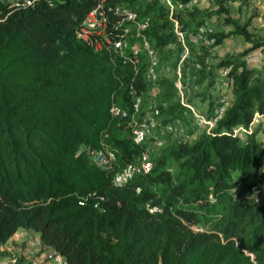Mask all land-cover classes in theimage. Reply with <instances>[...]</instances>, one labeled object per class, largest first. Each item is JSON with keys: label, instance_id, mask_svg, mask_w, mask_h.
Here are the masks:
<instances>
[{"label": "trees", "instance_id": "16d2710c", "mask_svg": "<svg viewBox=\"0 0 264 264\" xmlns=\"http://www.w3.org/2000/svg\"><path fill=\"white\" fill-rule=\"evenodd\" d=\"M97 1L0 7V248L29 230L67 264H264V203L251 201L264 183V66L246 59L264 52V39L228 17L225 5L236 0H205L252 45L216 65L200 61L194 83L205 85L210 110L224 68L230 104L210 132L157 148L151 171L118 187L114 173L151 140L134 144L130 117H112L110 108L129 110L130 87L146 92L148 85L143 64L134 75L119 57L76 38ZM104 7L110 22L120 19L118 7L150 16L146 34L156 49L178 45L162 0H104ZM198 12L187 23L181 14L173 19L186 31ZM213 36L219 45L227 35ZM158 85L160 125L178 119L193 134L173 81ZM238 127L245 132L234 136ZM102 146L114 155L113 171L92 164L89 151Z\"/></svg>", "mask_w": 264, "mask_h": 264}, {"label": "built area", "instance_id": "2783aa9c", "mask_svg": "<svg viewBox=\"0 0 264 264\" xmlns=\"http://www.w3.org/2000/svg\"><path fill=\"white\" fill-rule=\"evenodd\" d=\"M38 3H44L51 7L54 0H0V7L13 10L32 7ZM162 4L168 12L169 19L173 21L176 44L180 47L178 60L172 69L162 65L158 56L159 50L153 46L146 34V31L150 28V16H141L132 10L118 7L114 10V13L120 14V19L110 22L104 7V0H98L87 13L81 26L76 31V38L91 47L94 52L104 50L114 57H119L123 64L131 67L134 75L138 73L139 66L143 64L145 66L143 78L149 87L156 85L161 78H166L171 74L174 77L173 83L179 102L190 112L192 124H204L208 126L205 132H210L228 108L229 99L222 93L217 94L216 102L208 118L197 112L198 108L194 104L192 105L186 101L187 99H184L181 79L187 71L185 67L190 58V50L186 44V32L181 30L178 22L174 21L173 17L177 8L186 6L179 2L176 3L175 0H162ZM211 35H213V31L207 21H203L195 29V39L201 43H204L205 39ZM172 46L168 45L167 48H172ZM227 72V68L221 69L219 75L220 80L225 83V88L231 83L227 77ZM130 95L132 104L129 110L113 104L110 108V114L115 118L130 117L128 125L130 140L136 145L151 140V145L144 149L134 163L127 164L114 173L112 183L118 187L128 183L135 175L147 174L151 171L153 167L150 157L152 147L160 148L169 139L182 142H186L188 139L186 127L181 120L175 119L165 126H161L158 121L159 109L157 105L152 104L151 109L145 111L142 109L143 102L146 99L144 92H136L134 87L131 86ZM257 119L258 116L255 117L253 122H257ZM244 132L243 128L238 127L233 130V135L236 136ZM89 152L92 164L96 168L105 172L113 171L115 158L110 150L102 146L99 150H90ZM254 194L264 195V183L254 189ZM14 236L16 238L12 241L15 245L14 252L1 253L0 264H67L61 254L44 246L36 233L21 230ZM3 250L9 251L6 246Z\"/></svg>", "mask_w": 264, "mask_h": 264}, {"label": "rangeland", "instance_id": "374dc122", "mask_svg": "<svg viewBox=\"0 0 264 264\" xmlns=\"http://www.w3.org/2000/svg\"><path fill=\"white\" fill-rule=\"evenodd\" d=\"M175 2L178 3L179 1L175 0ZM185 6L186 7L177 8L175 12L176 14L182 15L184 23H187L188 21L187 14L189 12H193V10L195 9L199 12L195 14L197 17L196 20L193 23H190L187 26V30L185 31L186 44L188 45L190 50V58L188 64L185 67V70L187 71L181 79V82L183 84L184 99H187L186 101L188 103L192 105L194 104L198 108L197 112L204 114V116L208 118L211 114L210 105L208 102V98L203 96L206 94V87L205 85L198 86L194 83L196 81V77H198V70L202 68V66L200 65V61L205 58L204 65L206 67L210 65H216L220 62L223 57L228 55L241 54L250 49L252 45L245 38L233 34V25L230 22H226L223 16L221 17L217 14H211L216 12L217 10L216 6L213 3H210L205 0H199L191 1ZM225 6L228 11V17L231 20L236 21L241 26L247 25V31L253 40L264 39V0H236L234 2L226 3ZM166 14L167 18L169 19L168 12H166ZM200 21H207L209 23L213 31V35H227L225 40L221 44L216 45V38L211 35L205 39L204 43L197 41L195 39L194 34L195 29L197 28L198 23ZM179 51L180 47L178 45H174L172 46V48L164 47L163 49H160L158 51V56L162 65L172 69L178 60ZM246 59H249V61L253 64V67L257 70L264 66V52L254 51L248 54L246 56ZM186 73L188 74L186 75ZM166 78L170 81H174V77L171 74ZM211 93H222L229 99V102L231 101V94L229 92V89L225 88V83L220 80V77L216 79L215 86L211 89ZM144 95L146 96V99L143 102L142 109L145 111H149L151 109L152 104L157 105L158 103H162L161 88L158 83L151 87L148 86V89L146 90V92H144ZM254 124H256V122H253L251 126ZM207 127L208 126L204 124H192L189 129L191 131H194V133L188 135V139L186 140V142L192 143L200 133L206 131L205 129ZM261 139L264 141V137H262ZM171 142L172 140L169 139L165 142V144H170ZM155 151L156 148L152 147L150 151L151 155ZM251 201L264 203V195L261 196L259 194H255V196L251 198ZM3 249H5V247L2 246L0 248V253L5 254L14 252V249L11 248V246L10 248L9 246H6V249H9V251Z\"/></svg>", "mask_w": 264, "mask_h": 264}, {"label": "crops", "instance_id": "0c3cea01", "mask_svg": "<svg viewBox=\"0 0 264 264\" xmlns=\"http://www.w3.org/2000/svg\"><path fill=\"white\" fill-rule=\"evenodd\" d=\"M29 231V230H28ZM29 232H32V231H29ZM33 233V232H32ZM15 236L11 237L4 245L3 247L5 246H8V245H11V248L15 249V245L12 243L13 240H15ZM10 248V247H9Z\"/></svg>", "mask_w": 264, "mask_h": 264}]
</instances>
